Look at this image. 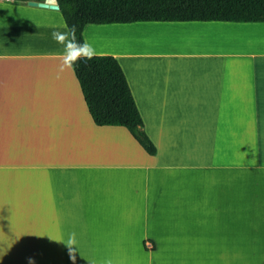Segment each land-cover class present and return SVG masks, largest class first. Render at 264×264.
<instances>
[{
	"label": "crops",
	"instance_id": "1",
	"mask_svg": "<svg viewBox=\"0 0 264 264\" xmlns=\"http://www.w3.org/2000/svg\"><path fill=\"white\" fill-rule=\"evenodd\" d=\"M63 25L0 0V264H264V22L84 26L154 155L58 77Z\"/></svg>",
	"mask_w": 264,
	"mask_h": 264
},
{
	"label": "trees",
	"instance_id": "2",
	"mask_svg": "<svg viewBox=\"0 0 264 264\" xmlns=\"http://www.w3.org/2000/svg\"><path fill=\"white\" fill-rule=\"evenodd\" d=\"M58 3L65 24L76 26L77 39L81 42L84 41L83 28L89 23L264 22V0H58ZM74 74L96 125L124 126L147 153H156L143 130L126 76L114 56L97 55L87 62H78Z\"/></svg>",
	"mask_w": 264,
	"mask_h": 264
},
{
	"label": "clouds",
	"instance_id": "3",
	"mask_svg": "<svg viewBox=\"0 0 264 264\" xmlns=\"http://www.w3.org/2000/svg\"><path fill=\"white\" fill-rule=\"evenodd\" d=\"M43 4L47 6L49 11H58V0H43ZM57 26H54V28ZM66 31L53 30L51 35L53 40L63 46V54L58 67V77L65 70L75 72L78 62H87L97 57V51L93 44L88 41H79L77 39V29L75 25H63ZM71 253L72 250L69 249Z\"/></svg>",
	"mask_w": 264,
	"mask_h": 264
},
{
	"label": "water",
	"instance_id": "4",
	"mask_svg": "<svg viewBox=\"0 0 264 264\" xmlns=\"http://www.w3.org/2000/svg\"><path fill=\"white\" fill-rule=\"evenodd\" d=\"M28 4L33 5V6H39V7H47L43 4V1H33L30 0L28 1Z\"/></svg>",
	"mask_w": 264,
	"mask_h": 264
}]
</instances>
